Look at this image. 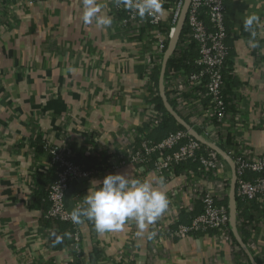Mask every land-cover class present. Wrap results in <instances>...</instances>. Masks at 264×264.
Segmentation results:
<instances>
[{
  "label": "crops",
  "instance_id": "0c3cea01",
  "mask_svg": "<svg viewBox=\"0 0 264 264\" xmlns=\"http://www.w3.org/2000/svg\"><path fill=\"white\" fill-rule=\"evenodd\" d=\"M98 2L102 14L112 17L110 27L84 24L82 0L17 4L14 21H0V264H71L67 235H60L52 249L45 248L41 208L35 200L38 188L47 191L55 170L46 151L35 150V142L67 147L77 164L80 157L96 159L99 168L90 169L97 174L85 183L82 198L96 187L94 181L122 174L149 182L167 199L175 193L172 208L185 213L183 218L200 211L195 193L204 186L229 208L232 169L218 153L220 167L212 180L205 182L195 172L189 177L193 186L184 189L186 170L158 173L153 166L135 165L126 158L129 145L143 138L141 130L162 120L152 102L160 82L159 87L148 86L137 44L121 36L110 0ZM226 7L233 94L223 121H211L209 100L194 96L180 71L175 77L174 71L168 73L164 92L194 130L208 131V141L218 147L226 144L222 150L231 158H260L264 0H229ZM252 15L259 19L246 30L244 21ZM158 70L160 81L162 66ZM89 147L96 148L97 156ZM235 221L243 245L232 228L226 237L211 232L172 240L150 238L154 222L142 234L135 221L104 234L83 217L77 223L84 264H92L93 257L97 264H264V201L244 202Z\"/></svg>",
  "mask_w": 264,
  "mask_h": 264
},
{
  "label": "built area",
  "instance_id": "2783aa9c",
  "mask_svg": "<svg viewBox=\"0 0 264 264\" xmlns=\"http://www.w3.org/2000/svg\"><path fill=\"white\" fill-rule=\"evenodd\" d=\"M43 1L45 0H0V21L8 20L9 24L12 23L14 21L12 13L17 4L33 6ZM228 1L190 0L179 40L170 58L180 59L183 54L191 51L193 42L196 43L199 55L194 60V65L198 71L186 74L182 70L179 73H184L183 75L186 76L189 90L194 96L206 97L209 100L207 108L211 121L219 123L223 121L230 107V103H225L223 94L226 88L224 71L228 69L227 62L230 56V48L227 45L229 33L226 25ZM110 2L121 36L127 41L136 43L140 50L147 84L152 87L154 73L163 65L186 0H162V11L143 19L134 11L123 6L117 7L114 0ZM184 29L187 31L183 32ZM177 74V71H174L171 76L175 77ZM202 137L208 140V131ZM44 147L56 177L47 189L49 207L41 209L45 248L52 249L58 237L64 234L59 228L60 224H70L71 229L68 230L69 235L65 244L69 263L84 264L82 233L78 223L65 207V195L73 182L81 179L89 181L97 173L75 163L67 147H49L47 144H44ZM89 149L91 154L97 156L96 148L89 147ZM231 156L236 165V195L249 204L264 201V157L249 158L234 154ZM126 158L135 165L148 168L153 166L158 173L166 174H172L178 165L198 158L201 166L197 172L205 182L212 180L220 167L216 152L204 146L186 130L172 133L157 144L143 142L138 149H135L134 143L130 144ZM248 173L254 174L255 177L247 180ZM194 174L192 170L185 171L183 175L186 180L182 189L193 186L194 182L189 180V177L195 176ZM31 183L37 188L32 179ZM195 196V200L201 204V212L190 216L187 223H181V211L172 208V203L176 202V194L169 196L166 211L170 212V215L168 216L165 211L156 219L151 236H158L160 239L168 237L172 240L211 232L221 237L228 236L231 230L228 208L221 203L220 197L205 186L197 190ZM74 202L76 209L82 206L83 198L80 194L76 196ZM83 218L88 221L86 217Z\"/></svg>",
  "mask_w": 264,
  "mask_h": 264
},
{
  "label": "clouds",
  "instance_id": "9594fccd",
  "mask_svg": "<svg viewBox=\"0 0 264 264\" xmlns=\"http://www.w3.org/2000/svg\"><path fill=\"white\" fill-rule=\"evenodd\" d=\"M117 7L134 11L142 19L160 13L162 0H114ZM102 4L98 0H82L81 19L86 25L95 23L98 27H110L112 17L102 14ZM256 15L245 19L246 30H251L258 21ZM254 35V33H253ZM256 46L255 43L252 44ZM93 187L83 197L82 206L73 209L74 219L79 222L86 217L94 225L99 234L120 231L126 221H135L141 230L154 222L168 207L165 193L156 190L149 182L129 179L122 174H109L102 182L94 181ZM150 234V238H151Z\"/></svg>",
  "mask_w": 264,
  "mask_h": 264
},
{
  "label": "trees",
  "instance_id": "16d2710c",
  "mask_svg": "<svg viewBox=\"0 0 264 264\" xmlns=\"http://www.w3.org/2000/svg\"><path fill=\"white\" fill-rule=\"evenodd\" d=\"M186 31H187L186 29L183 30V32H186ZM198 55L199 54L197 51V45L195 42H193L191 51L183 54V56L180 59H170L168 61L164 80L167 79L168 73L170 71H182L183 70L186 74H191L193 72H197L198 70L194 65V60L198 58ZM230 57H231V49H230V56H229L228 62H227L228 69H226L224 71V79H225L226 88H225L223 94L225 97V103L226 104L230 103L229 97L231 96V94H233V91L231 90L232 89L231 76L229 75ZM153 81H154V83H153L154 86L159 87V71L158 70H156V72L154 73ZM165 96H166V99L168 100L170 106L176 111V109H177L176 103L174 101L170 100L167 93H165ZM152 102H153V104L156 105V110L163 114L162 120L160 123L153 125V127H151L150 125H147L144 127V129L141 130L143 132L144 136L142 139H137L135 141V143H134L135 149H138L142 145L143 142H149V143L157 144V143H160L161 141H163L164 139H166L170 134L185 130L184 127L181 124H179L171 114H169L159 92L152 99ZM214 124L218 125L220 123L214 121ZM196 132L201 136L203 135V132L200 129L196 128ZM34 145L36 146L35 150L37 152L44 153V151H46L43 144H41L39 142H35ZM225 145H221L220 146L221 149L226 150ZM76 161L78 163L84 165V167L87 170H91L90 168H92V167H98V164H99L96 161V159H92L89 157L85 158L84 160L80 157V158H77ZM200 166H201L200 161L197 158L195 160H190V161H187L185 163L178 165L174 171L177 173H179L180 171H184V170H192L194 172H197L198 169L200 168ZM254 177H255L254 174L248 173L246 176V179L251 180ZM55 179H56V177L54 174L52 177L51 184L55 181ZM47 199H48V192L41 189V188L40 189L38 188V191L36 193V200H35L36 205L38 207H40L41 209L43 207L48 208L49 202ZM223 204L228 208L227 203H223ZM243 205H244V202L236 195V211H238L239 208L242 207ZM200 212H201V209L198 213H200ZM228 213H229V208H228ZM183 215L181 214L182 220H180V222L181 223H187L188 221L187 220L185 221V219H187L188 217L190 218L191 214L187 218H183ZM59 228L61 231H64L65 235L68 236L69 235L68 230L71 229V225L70 224H60Z\"/></svg>",
  "mask_w": 264,
  "mask_h": 264
},
{
  "label": "water",
  "instance_id": "95a60500",
  "mask_svg": "<svg viewBox=\"0 0 264 264\" xmlns=\"http://www.w3.org/2000/svg\"><path fill=\"white\" fill-rule=\"evenodd\" d=\"M190 3V0H186L182 15H181V19L180 22L177 26V29L174 33V36L171 40L170 46H169V51L164 59L163 65H162V70H161V75H160V95L163 99L164 105L167 109V111L169 112V114H171L176 121L181 124L184 129L186 131H188L190 133V135L192 137H194L196 140H198L199 142H201L204 146L210 148L211 150H213L214 152L218 153L231 167L232 169V181H231V188H230V194H229V221H230V226L232 228V230L234 231L236 237L238 238V240L240 241V243L243 245V243L241 242V240L239 239L237 230H236V224H235V220H236V190H237V173H236V165L233 161V159L225 152L223 151L220 147H218L217 145L213 144L212 142L204 139L201 135H199L196 130H194L185 120L184 118H182L169 104L168 100L166 99L165 96V92H164V76H165V72L167 69V65H168V61L170 60L171 56L174 53L176 44L179 40L181 31H182V27H183V23H184V18H185V14L188 8V5ZM88 182V179H81L78 180L76 182H73L65 195V207L68 211V213L70 214V216L74 219V215L72 210L76 209L75 207V198L76 196H78L79 194H81L84 189H85V183ZM82 218V217H81ZM80 218V219H81ZM79 219V220H80ZM74 221H76L74 219ZM77 222V221H76ZM92 264H97L95 257H93L92 259Z\"/></svg>",
  "mask_w": 264,
  "mask_h": 264
}]
</instances>
